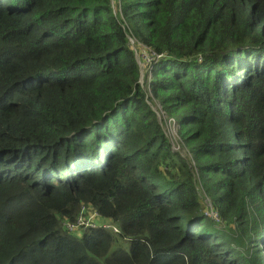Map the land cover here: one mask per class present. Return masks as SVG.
I'll use <instances>...</instances> for the list:
<instances>
[{"label":"trees","instance_id":"16d2710c","mask_svg":"<svg viewBox=\"0 0 264 264\" xmlns=\"http://www.w3.org/2000/svg\"><path fill=\"white\" fill-rule=\"evenodd\" d=\"M82 209L118 232H69ZM263 240L264 0H0V264H264Z\"/></svg>","mask_w":264,"mask_h":264},{"label":"rangeland","instance_id":"374dc122","mask_svg":"<svg viewBox=\"0 0 264 264\" xmlns=\"http://www.w3.org/2000/svg\"><path fill=\"white\" fill-rule=\"evenodd\" d=\"M114 3H115V0H113V4ZM115 12H117L116 8H115ZM131 47L136 53L137 61L141 68L142 84L144 87H147L146 68L149 66L147 59L151 60L150 58L145 57L148 50H146L144 47L138 44L136 45V43L133 41L131 42ZM151 107L153 108L155 114L157 115L158 122L162 127V130L165 134L166 140L170 146L172 153L182 157L188 164H190V167H194L195 165L194 157L192 156L188 143L182 137L183 134H180L179 125L177 123V120L169 119L161 108L159 107L154 108L153 106ZM194 183H195L196 189L199 192H201V184L198 178H194ZM202 196H205V194H202ZM202 204L204 207H206V209H204V212H203L204 216L215 224V228L217 230L222 231L226 229L229 231V233L233 232V229H230L229 227L226 228L224 226L223 220L219 217L218 214H215L213 208L210 206L208 201L205 200L204 198H202ZM81 218L85 222L87 221V219H89V216L87 214H82ZM81 231L86 232L84 228L78 229V232H81Z\"/></svg>","mask_w":264,"mask_h":264},{"label":"built area","instance_id":"2783aa9c","mask_svg":"<svg viewBox=\"0 0 264 264\" xmlns=\"http://www.w3.org/2000/svg\"><path fill=\"white\" fill-rule=\"evenodd\" d=\"M82 214H87L89 216V219H87V221L84 222L81 218ZM65 227L71 233L78 232V229L80 228H84V230L86 231L94 230V229H102L113 233L118 232L117 226L111 223H102V220L97 213H89L87 209L81 210V213L77 218L76 223L74 224L65 223Z\"/></svg>","mask_w":264,"mask_h":264}]
</instances>
